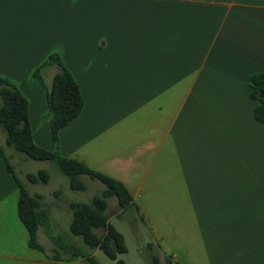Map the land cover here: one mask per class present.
I'll use <instances>...</instances> for the list:
<instances>
[{"label":"crops","instance_id":"obj_1","mask_svg":"<svg viewBox=\"0 0 264 264\" xmlns=\"http://www.w3.org/2000/svg\"><path fill=\"white\" fill-rule=\"evenodd\" d=\"M54 53L85 102L58 144L46 88L58 67L34 75ZM263 71L264 0H0V76L28 98L36 144L123 182L139 210L111 197L110 223L133 209L177 263L264 264V122L249 86ZM6 137L0 126V148L17 157ZM16 172L41 197L45 251L30 246L20 188L0 155V264H91L67 252L75 201L44 191L52 177ZM84 180L82 192L105 188Z\"/></svg>","mask_w":264,"mask_h":264},{"label":"trees","instance_id":"obj_2","mask_svg":"<svg viewBox=\"0 0 264 264\" xmlns=\"http://www.w3.org/2000/svg\"><path fill=\"white\" fill-rule=\"evenodd\" d=\"M52 64L58 67V72L51 84L46 86L48 117L53 140L58 144L60 130L71 124L80 115L85 102L78 81L57 53L51 54L35 70L34 75L43 80L42 69ZM249 86L252 99L258 102L254 108L255 117L264 122V98L261 97V93L264 92V71L251 74ZM0 97L2 100L0 103V126L6 131V144L9 148L34 160L48 161L54 164L67 177L72 190L84 191L87 188L84 176L98 179L105 185L102 192L95 194L89 202L70 203L73 210L72 233L82 236L89 246L102 249L112 259H117L118 254L128 252L125 236L110 223L108 212L109 199L114 196L117 197L123 209L134 207L137 211L139 210L125 184L109 175L91 169L77 159L63 156L58 149L48 150L36 144L30 122L28 98L15 83L2 76H0ZM0 155L4 158L8 170L20 188L19 215L29 231L30 246L45 251L38 240L39 226L45 215L39 211L41 197L28 191L26 184L19 178L16 167L12 163L11 157L7 155L5 148H0ZM27 178L33 183H47L51 174L48 170L40 169L37 172L27 173ZM99 229H104L103 235L98 234ZM68 251L73 256H83L91 264H97L95 257L88 253H78L76 249H68ZM58 256L59 253L51 257ZM118 264H123V261L118 260ZM151 264H173V262L169 258L165 262H161L159 257L153 254ZM174 264L179 263L175 262Z\"/></svg>","mask_w":264,"mask_h":264},{"label":"rangeland","instance_id":"obj_3","mask_svg":"<svg viewBox=\"0 0 264 264\" xmlns=\"http://www.w3.org/2000/svg\"><path fill=\"white\" fill-rule=\"evenodd\" d=\"M80 0H73L74 5L79 3ZM91 1V0H90ZM1 97H0V103H1ZM24 155V154H23ZM27 157V156H26ZM28 162H26L21 154H18V156H14L11 158L12 163L15 165L17 171L21 175L23 179L26 180L25 173L27 170H35L38 169H45L48 170L51 174L52 181L49 185L42 186L44 191H52L55 189H61L62 192L68 197L69 200H73L75 202H89L94 194H96V188H92L91 186L89 189H87L85 192L82 191H75L72 190L68 192L66 189V180L61 178V172L59 169L52 163L48 161H39L34 160L30 157H27ZM67 178V177H66ZM103 190V189H102ZM102 190L98 191V193L102 192ZM48 201L53 199V196L48 195ZM110 211V210H109ZM126 211L124 214H122V218L119 219L117 217H112L111 224L118 227L119 231L123 233L126 239V244L128 246V252L118 254L117 258L120 260L125 261L127 264H151L152 261V255L156 254L160 261L163 262L166 260V256L163 254V251L161 250L159 240H155L153 238V234L150 230V228H147L145 225V221L140 220H133L132 219V212ZM131 212V214H130ZM68 212L63 214V219L61 224V232L69 234L68 225L66 227V221H68L69 218ZM110 216H113L112 211H110ZM102 230H98L99 233H101ZM71 246L67 247L71 250H78L79 252H84L88 254H94L96 257L95 259L99 264H113L115 263V260L110 258L102 249L96 250L95 248H92L89 246L82 236H78L73 234L71 239ZM173 264L175 263V259H173ZM183 264V263H179Z\"/></svg>","mask_w":264,"mask_h":264},{"label":"water","instance_id":"obj_4","mask_svg":"<svg viewBox=\"0 0 264 264\" xmlns=\"http://www.w3.org/2000/svg\"><path fill=\"white\" fill-rule=\"evenodd\" d=\"M261 97H262V98H264V92H263V93H261Z\"/></svg>","mask_w":264,"mask_h":264}]
</instances>
